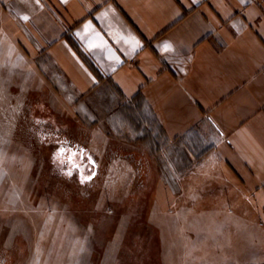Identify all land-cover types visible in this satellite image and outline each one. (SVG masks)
I'll return each instance as SVG.
<instances>
[{
	"label": "crops",
	"instance_id": "crops-1",
	"mask_svg": "<svg viewBox=\"0 0 264 264\" xmlns=\"http://www.w3.org/2000/svg\"><path fill=\"white\" fill-rule=\"evenodd\" d=\"M0 29L76 102L109 97L162 132L174 164L157 199L178 234L252 233L264 249V0H0Z\"/></svg>",
	"mask_w": 264,
	"mask_h": 264
},
{
	"label": "rangeland",
	"instance_id": "rangeland-1",
	"mask_svg": "<svg viewBox=\"0 0 264 264\" xmlns=\"http://www.w3.org/2000/svg\"><path fill=\"white\" fill-rule=\"evenodd\" d=\"M54 77L0 29V264H249L264 251L252 233L178 234L174 202L157 199L174 164L162 132L109 97L76 102Z\"/></svg>",
	"mask_w": 264,
	"mask_h": 264
},
{
	"label": "snow or ice",
	"instance_id": "snow-or-ice-1",
	"mask_svg": "<svg viewBox=\"0 0 264 264\" xmlns=\"http://www.w3.org/2000/svg\"><path fill=\"white\" fill-rule=\"evenodd\" d=\"M37 2H38V0H37ZM23 19L27 20L28 17L25 16V17H23ZM61 151H63V150H61ZM58 155H59V154H58ZM65 174H66V175H71V171H69V172H67V173H65ZM91 179H92V175H87V176L82 175V176H81V183H85V182H87V181H90Z\"/></svg>",
	"mask_w": 264,
	"mask_h": 264
}]
</instances>
